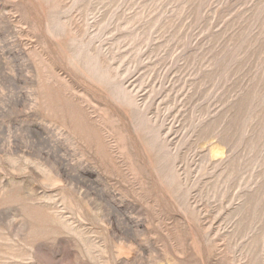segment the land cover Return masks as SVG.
<instances>
[{"label": "rangeland", "instance_id": "1", "mask_svg": "<svg viewBox=\"0 0 264 264\" xmlns=\"http://www.w3.org/2000/svg\"><path fill=\"white\" fill-rule=\"evenodd\" d=\"M0 264H264V0H0Z\"/></svg>", "mask_w": 264, "mask_h": 264}]
</instances>
